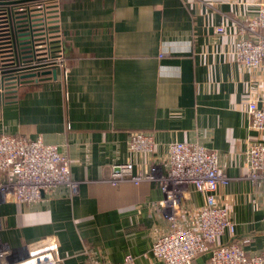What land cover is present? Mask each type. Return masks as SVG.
Returning <instances> with one entry per match:
<instances>
[{
  "label": "crops",
  "instance_id": "1",
  "mask_svg": "<svg viewBox=\"0 0 264 264\" xmlns=\"http://www.w3.org/2000/svg\"><path fill=\"white\" fill-rule=\"evenodd\" d=\"M56 26L67 69L20 80L0 103V134L54 144L78 187L58 185L32 202L0 199V243L23 252L27 241L59 238L63 264H165L150 254L169 228L157 180L108 182L114 163L164 173L168 144L197 143L218 154L229 181L216 190L228 206L236 240L248 254L264 249V181L246 174V149L264 142L249 127L247 102L264 98L258 68L232 56L237 22L264 0H56ZM223 25V33L214 27ZM154 138L150 153L131 151V132ZM4 175H0V180ZM177 220L191 226L204 195L187 187ZM208 254L193 264H204Z\"/></svg>",
  "mask_w": 264,
  "mask_h": 264
},
{
  "label": "built area",
  "instance_id": "2",
  "mask_svg": "<svg viewBox=\"0 0 264 264\" xmlns=\"http://www.w3.org/2000/svg\"><path fill=\"white\" fill-rule=\"evenodd\" d=\"M56 5V0H42L21 8L29 11L37 23L38 35L32 42L34 47L45 49L51 42L59 44L57 50H49L47 57L40 61L42 67L56 68V72L64 76L67 63L56 26ZM214 31L223 33V25L215 26ZM236 33L238 37L231 51L234 60L249 68L260 67L264 58V2L260 3L256 15L237 22ZM37 63L31 60L20 67ZM21 79L25 80L17 74L13 79L14 86ZM14 86L9 89L0 87V103ZM246 111L249 127L264 131V98L248 101ZM127 145L131 151L150 153L154 138L151 133L134 131L129 135ZM246 158L245 176L252 182L264 181V142L249 143ZM165 163L164 173H159L156 165L147 172H134L129 162L114 163L108 178L112 186L123 181L138 184L144 180H157L163 194L160 204L169 220V228L153 239L150 254L165 264H193L198 256L206 253L208 257L204 264H264V249L248 254L234 239L218 242L225 233H234L235 224L228 206L216 199L217 188L229 181L218 165L217 152L197 143L172 141L168 144ZM0 175H4L0 180V199L19 203L36 201L58 185L75 190L79 183L71 179L69 160L56 145L45 143L40 137L31 139L7 133L0 134ZM189 185L204 195V205L196 210L195 223L184 226L177 220L182 214L180 211L186 207ZM24 246L20 252L0 243V264H63L56 234L32 239ZM97 264L136 262L133 255L127 254L121 261Z\"/></svg>",
  "mask_w": 264,
  "mask_h": 264
},
{
  "label": "water",
  "instance_id": "3",
  "mask_svg": "<svg viewBox=\"0 0 264 264\" xmlns=\"http://www.w3.org/2000/svg\"><path fill=\"white\" fill-rule=\"evenodd\" d=\"M27 1L31 0H0V87L5 89L14 86L17 74L26 81L44 74L56 78V68L44 69L40 63L42 59L34 58L32 42L38 35L37 23L31 13L19 5ZM31 60L38 63L20 67Z\"/></svg>",
  "mask_w": 264,
  "mask_h": 264
},
{
  "label": "trees",
  "instance_id": "4",
  "mask_svg": "<svg viewBox=\"0 0 264 264\" xmlns=\"http://www.w3.org/2000/svg\"><path fill=\"white\" fill-rule=\"evenodd\" d=\"M41 1L42 0H31V1L23 2L19 5L28 7L34 3L41 2ZM58 48H59L58 42H51L48 46H46L45 49L41 46L34 47V58L44 59L45 57H47L49 50H57ZM4 75H7V74H4ZM24 81H26V79Z\"/></svg>",
  "mask_w": 264,
  "mask_h": 264
}]
</instances>
